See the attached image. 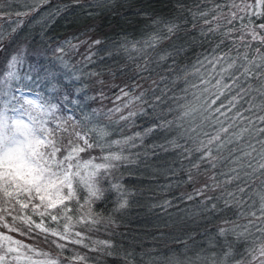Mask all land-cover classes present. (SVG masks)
I'll return each instance as SVG.
<instances>
[{
    "label": "snow or ice",
    "instance_id": "snow-or-ice-1",
    "mask_svg": "<svg viewBox=\"0 0 264 264\" xmlns=\"http://www.w3.org/2000/svg\"><path fill=\"white\" fill-rule=\"evenodd\" d=\"M73 5L88 15L113 7L0 0V51L16 45L0 68V264H264V0H175L168 16L144 13L140 38L116 42V52L73 35L52 49V67L29 62L16 35L29 24L44 32ZM98 46L121 56L127 80L84 72ZM70 54H81L83 67H70ZM57 65L80 86L57 80ZM85 75L99 86L93 95ZM41 79L49 95L38 90ZM151 137L159 142L148 146ZM165 153L174 157L161 161ZM133 166L165 176L163 191L184 189L175 199L193 202L201 217L222 218L224 243L212 236L206 248L183 241L179 250L140 253L116 244L118 214L135 195L122 170ZM108 192L117 193L111 212L97 207ZM173 203L149 211L167 213ZM101 231L109 238H94Z\"/></svg>",
    "mask_w": 264,
    "mask_h": 264
},
{
    "label": "trees",
    "instance_id": "trees-1",
    "mask_svg": "<svg viewBox=\"0 0 264 264\" xmlns=\"http://www.w3.org/2000/svg\"><path fill=\"white\" fill-rule=\"evenodd\" d=\"M87 3V0H84ZM113 7L108 9L93 10L92 15H88V9L83 5H73L67 13L59 17L54 24L49 26L44 32L41 26L36 24L27 25L16 37V43H23L28 49L27 59L32 62L33 57L44 67H52L54 63V55L52 49L57 43L70 39L73 35L82 39H100L103 41L104 48L113 52L116 49L113 45L122 41L125 37L128 39H139L141 32L147 27L149 21L144 16H168L173 13L175 0H111ZM186 4H191L192 0H184ZM53 6L56 4L69 3V0H52ZM8 42L5 41L7 46ZM12 47H6L5 51H0V68L6 63V57L11 52ZM98 55L93 57L94 63L87 65L84 72L100 71L103 77L109 82L113 77L109 74V70L115 73V82L119 83L127 80L130 73L121 72L122 59L119 54L115 59L108 57L99 50ZM85 48L81 47L80 53L83 54ZM81 54H70L66 57L69 66L75 64L77 68L83 67L78 63L82 59ZM103 57V59H101ZM57 72V80L64 83L66 87L80 86V81H66L64 70L57 65L53 68ZM41 77L44 76L43 70L40 72ZM95 78L89 79L86 75L82 76V83L88 86V94H95V90L99 87L93 84ZM39 89L45 95L50 94L48 82L41 79ZM107 91V90H106ZM107 105V101L104 102ZM92 107L98 104L92 103ZM69 105V108H72ZM147 121H140L146 123ZM129 133L131 129L128 130ZM119 133H116L118 136ZM115 138V137H114ZM159 142L158 138L151 137L145 141L150 146L153 142ZM174 153H165L160 157L161 161L171 160ZM123 184L135 192L131 198V206L123 213L118 214V227L116 233L111 237L116 244L122 245L124 248L134 250L136 253L148 252L153 249L168 251L169 249L179 250L183 241H188L191 245L208 247V240L215 236L217 247L224 243L223 238L216 236L217 225L221 223L222 218L213 217L211 220L201 217L195 208L193 202L184 203L175 197H178L184 189H172L171 191H163L161 187L168 181L163 175L156 177L145 170L143 167H132L129 170H122ZM190 190V189H189ZM117 193H106V200L99 202L97 207L100 210L111 212L116 199ZM163 199H171L174 201L173 207L169 208L167 213L160 209L149 211V205ZM101 239L109 238L107 233L101 231L94 234ZM191 237L192 239H189ZM24 239L23 237H20ZM31 243V241H28ZM95 255V254H91ZM100 264H122L119 259L112 257L102 258Z\"/></svg>",
    "mask_w": 264,
    "mask_h": 264
}]
</instances>
